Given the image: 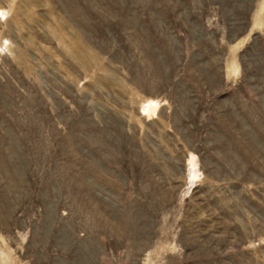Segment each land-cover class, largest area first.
Returning a JSON list of instances; mask_svg holds the SVG:
<instances>
[{
    "label": "rangeland",
    "instance_id": "obj_1",
    "mask_svg": "<svg viewBox=\"0 0 264 264\" xmlns=\"http://www.w3.org/2000/svg\"><path fill=\"white\" fill-rule=\"evenodd\" d=\"M0 264H264V0H0Z\"/></svg>",
    "mask_w": 264,
    "mask_h": 264
}]
</instances>
